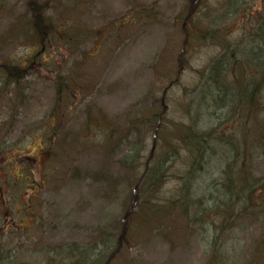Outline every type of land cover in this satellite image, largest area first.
Instances as JSON below:
<instances>
[{"label":"rangeland","instance_id":"obj_1","mask_svg":"<svg viewBox=\"0 0 264 264\" xmlns=\"http://www.w3.org/2000/svg\"><path fill=\"white\" fill-rule=\"evenodd\" d=\"M224 1L0 0L2 68L23 64L35 44L33 61H26L11 95L4 96L8 87L0 80V264H77L69 252L75 247H93L81 262L96 264L94 246L102 248V237L119 229L130 186L141 178L118 160L136 137L150 142L143 128L138 136L127 129L107 142L108 125L99 127L96 118L122 128L163 97L161 130L170 123L192 126L191 103L222 49L246 41L241 52L255 62L263 52L262 43L248 44L256 19L264 18V0H245L238 9V0L231 8ZM31 5L58 26L57 36L43 41L34 34ZM190 11L194 15L186 19ZM59 73L67 89L57 99ZM261 95L246 126L249 197L245 192L230 205L234 197L223 189L222 170L231 158L218 146L192 184L188 209L172 206L195 160L172 152V138L164 147L158 140L149 162L165 168L152 194L162 211L148 225L135 209L109 264H264V124L257 127L264 120V87ZM199 112L195 132L214 128L226 137L227 120L239 114L226 109L211 119L202 105ZM142 154L148 161L147 148Z\"/></svg>","mask_w":264,"mask_h":264},{"label":"trees","instance_id":"obj_2","mask_svg":"<svg viewBox=\"0 0 264 264\" xmlns=\"http://www.w3.org/2000/svg\"><path fill=\"white\" fill-rule=\"evenodd\" d=\"M30 11L31 29L36 36L45 41L50 35H58V26L51 23L42 15L43 9L34 10L31 5ZM192 15H194V12L190 11L186 19ZM256 21V29L252 33L248 45L253 46L252 44H258L259 42L264 47V18L260 17ZM67 27L68 30L65 31V37L68 40L72 35V27L70 28L69 25ZM246 46L247 42L242 41L237 47L236 45L231 49H228L230 47L227 46L224 47V54L217 56L212 61L206 73H203L206 74L207 80L201 84L199 83L200 87H198L196 97L191 103V108L194 109L195 113L194 120L191 115V120L193 121L192 126L170 123L169 130L162 131V119L167 108L163 97L160 99H152L151 104L141 111L139 118L128 120L122 128L116 126L114 121H104L105 117L103 115L100 118H96L99 127L103 123H107L108 125L109 133L106 135L107 142L108 139L112 140L114 135L120 134V132L126 131L127 129L131 132L133 131V133L135 132V135L138 136L137 133L143 128L150 138V142L148 141L147 145L145 139L136 137L135 142L129 147L128 153L124 154L118 160L119 166L130 174L136 176L139 170L141 178L139 180L136 178L135 185L130 186L131 191L128 197H130L131 202L129 203L127 212L124 213L121 219L119 229L102 237L100 240L102 248L94 246L91 253H93L92 257L98 264H109L110 259L114 258L117 254L119 246L126 240L127 229L131 224V215L135 209L140 214H136L135 216H137L139 222L142 224L151 225L150 222L158 220L159 213L157 211H162V209H159L156 206L157 204H155L156 202L152 201V194L159 189L158 183L161 184L164 180L163 169L165 168L162 166L163 163L159 164L158 167H153L149 162L153 158L155 151L159 149L157 145L158 140L161 141L164 147L165 142L172 138L171 142H174V149L170 147L172 152H183L187 156H191L189 160H195L192 163L190 161V168L183 174V184H180L178 190L180 195L170 200L172 206L176 205L177 208L182 207L185 211L188 209L190 205L188 196L191 193L192 184L200 178V172H203V165L207 154H216L218 146L228 153V158H231L222 170L225 176L223 189L231 192L234 197V201L230 205L235 203V198H242L245 192H247V197H249L252 185L250 183L251 171L250 169L248 171L250 150L247 147L246 126L250 123V117H254V113L259 108V102L262 99L261 92L264 87V48L263 52L258 50L261 59L257 57L258 62H255L253 57H250V55L245 56L241 52V49ZM240 53L242 56L239 57ZM24 65L17 64L12 67L3 68V73H5V86H9L12 81L17 82L23 78L25 71H27ZM56 84V97L60 99L61 94L67 89L60 73L57 75ZM201 105L205 110L207 109L208 116L211 119H213L218 111L226 109L232 110L233 114L234 111L239 113L237 116L233 115L231 119L227 120L230 123L227 126V130L231 133L229 137L223 136L224 132H218L214 128L201 134L195 132V121L196 117L200 115ZM214 122L216 123V120ZM262 124H264V120L257 124L259 131ZM238 130L237 139L234 132ZM226 145L230 146V148H226ZM146 148L148 149V161L146 160L147 157L144 159L142 154ZM164 154L167 153L163 152L162 156ZM168 157L169 159L172 158V153L168 154ZM148 194L151 196L150 199ZM142 195L146 197L142 198ZM147 207H149V210H147ZM91 248L75 247L73 250H69V252L74 255L77 264H84L81 262V259L83 255L90 252Z\"/></svg>","mask_w":264,"mask_h":264},{"label":"flooded vegetation","instance_id":"obj_3","mask_svg":"<svg viewBox=\"0 0 264 264\" xmlns=\"http://www.w3.org/2000/svg\"><path fill=\"white\" fill-rule=\"evenodd\" d=\"M27 62H24V64H26ZM2 76H0V78H1Z\"/></svg>","mask_w":264,"mask_h":264}]
</instances>
